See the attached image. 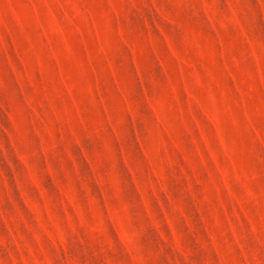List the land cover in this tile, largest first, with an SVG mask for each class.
Wrapping results in <instances>:
<instances>
[{
	"label": "rangeland",
	"instance_id": "1",
	"mask_svg": "<svg viewBox=\"0 0 264 264\" xmlns=\"http://www.w3.org/2000/svg\"><path fill=\"white\" fill-rule=\"evenodd\" d=\"M0 264H264V0H0Z\"/></svg>",
	"mask_w": 264,
	"mask_h": 264
}]
</instances>
